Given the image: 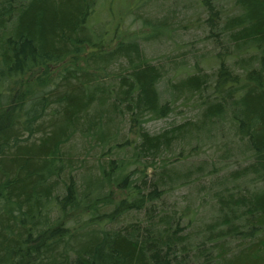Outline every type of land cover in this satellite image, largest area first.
Returning <instances> with one entry per match:
<instances>
[{
  "label": "trees",
  "instance_id": "trees-1",
  "mask_svg": "<svg viewBox=\"0 0 264 264\" xmlns=\"http://www.w3.org/2000/svg\"><path fill=\"white\" fill-rule=\"evenodd\" d=\"M0 264H264V0H0Z\"/></svg>",
  "mask_w": 264,
  "mask_h": 264
},
{
  "label": "rangeland",
  "instance_id": "rangeland-1",
  "mask_svg": "<svg viewBox=\"0 0 264 264\" xmlns=\"http://www.w3.org/2000/svg\"><path fill=\"white\" fill-rule=\"evenodd\" d=\"M158 2H160L161 0H157ZM166 124V119L165 120H160V121H156V122H152L151 126L153 128H160L162 126H164Z\"/></svg>",
  "mask_w": 264,
  "mask_h": 264
},
{
  "label": "bare ground",
  "instance_id": "bare-ground-1",
  "mask_svg": "<svg viewBox=\"0 0 264 264\" xmlns=\"http://www.w3.org/2000/svg\"><path fill=\"white\" fill-rule=\"evenodd\" d=\"M186 191H187V190H185L184 187H182V189H179V190L177 191V193L180 194V193H183V192H186Z\"/></svg>",
  "mask_w": 264,
  "mask_h": 264
}]
</instances>
